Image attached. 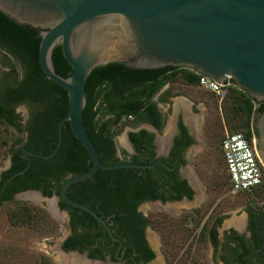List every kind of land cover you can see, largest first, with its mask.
<instances>
[{
    "label": "trees",
    "instance_id": "trees-1",
    "mask_svg": "<svg viewBox=\"0 0 264 264\" xmlns=\"http://www.w3.org/2000/svg\"><path fill=\"white\" fill-rule=\"evenodd\" d=\"M40 39L37 29L16 22L0 10V49L9 58L17 60L22 69L20 75L19 67L11 63L10 69L5 72L1 84L3 98H0V123L14 127L21 134H28L26 142L24 136H17L14 146L10 149L11 166L0 176V205L16 192L27 189L40 190L46 196H60V188L67 178L86 172L92 166L87 150L73 134L68 121L63 125L62 143L52 157L44 158L33 154L22 156L25 154L20 148L22 145L35 153L52 152L57 141L58 123L68 109L67 91L48 79L39 64ZM52 57L55 71L63 77H68L72 73V67L60 46L54 48ZM199 78L200 74L192 69L171 65L138 69L130 68L121 62H112L95 67L85 83L88 104L83 112V122L101 161L107 164L121 162L113 155L112 136L124 126L141 122H150L159 128L164 126L165 114L154 97L166 84L172 86L173 83L182 81L188 86L200 87ZM176 92L178 94V91ZM210 97L214 98L216 108L213 113L216 124L211 125V136L212 140L219 144L220 160L226 172V180H219L217 175L214 186L226 184L231 188L221 148V141L225 136L224 126L218 125V121L225 122L228 132L243 131L248 138H252L258 133L253 124L257 115L264 109V101L257 103L236 85L228 87L221 102L219 96L212 91ZM24 102L37 106L27 128L14 110L16 105ZM145 132L141 131L142 134ZM138 134L131 132L130 137L136 149L142 152L143 142ZM145 146L152 150L151 146ZM125 155L130 157V161L142 162L139 154L125 152ZM26 166L28 167L24 172L14 175ZM153 171V168L134 167L99 169L91 178L70 185L67 193L72 199L93 208L99 214H136L137 205L147 199H179L185 192L191 196L186 181L178 180L173 172L164 170L157 179ZM159 180L163 181L158 183ZM79 185L82 186L81 193L71 192L72 188ZM244 193H253L251 202L256 203L248 209L255 247L251 252H240L239 261L240 264H264V182ZM61 207L73 212L82 211L64 200L61 201ZM9 212L22 214L20 217L12 216L15 226L28 222L29 227L38 228L40 232L44 227L55 229L49 213L37 205L16 202ZM135 218L141 219L137 214ZM211 218L212 215L198 234L197 242L203 239L205 231H209ZM43 221L45 225L35 224ZM201 222L202 219H198L196 227L200 226Z\"/></svg>",
    "mask_w": 264,
    "mask_h": 264
},
{
    "label": "water",
    "instance_id": "water-1",
    "mask_svg": "<svg viewBox=\"0 0 264 264\" xmlns=\"http://www.w3.org/2000/svg\"><path fill=\"white\" fill-rule=\"evenodd\" d=\"M0 10L39 31V64L46 77L68 94V109L58 123L52 152L30 153L52 157L68 121L92 166L67 178L60 188L61 198L96 217L107 229L95 210L68 196V187L91 178L99 169L153 165L101 161L83 122L88 104L85 83L95 67L121 62L138 69L188 68L219 82H233L257 103L264 101V0H0ZM56 46L72 67L68 77L55 71L52 55ZM253 125L258 131L256 149L264 164V109ZM10 164L9 158L8 167ZM31 191L47 200L58 197L37 189L16 196Z\"/></svg>",
    "mask_w": 264,
    "mask_h": 264
},
{
    "label": "flooded vegetation",
    "instance_id": "flooded-vegetation-1",
    "mask_svg": "<svg viewBox=\"0 0 264 264\" xmlns=\"http://www.w3.org/2000/svg\"><path fill=\"white\" fill-rule=\"evenodd\" d=\"M158 94V99H155L156 96L154 97V100L157 102L158 106L159 102H164L171 107L169 103L171 102L172 98L177 95V92L171 90V84L168 83V85L166 84ZM197 109L198 108L196 107V105L193 104V110L197 111ZM188 117L190 118L191 116L187 115L185 117L182 112H179L172 123V130L170 134L164 137H160L156 133L157 130L162 129L164 126L162 128H159L150 122H144L150 125L152 129L141 127L137 130H129L126 134L124 145L122 143L120 144L117 140L118 132H116L112 136V140L114 145L113 155L115 158H118L119 161H130V157H127L125 155V152L129 154H139L141 155L140 157L142 162L138 163L153 165L152 167L143 168H153V174L155 178L159 179L161 172H164V170H169L170 172H173L176 177H178V180H185L187 187L191 192V196H188V194L185 192L179 199L163 200L161 198H157L153 200L147 199L141 201L136 208V214L140 216V220H137L135 218L136 214L132 213L99 214L95 210L105 220L109 228L107 229L101 221L82 209H80L82 211L73 212L67 208H62L61 201L63 199L60 195L57 197V200L55 202L58 211H52L51 213H49V216L53 220V224L55 225V232L57 231L58 233H55V235L52 234L51 236H43L41 239H43L44 241H48V243H50L49 245H51V243L57 239V254H61V256L70 255L75 257V259H70L67 261L58 258H41L38 260H30L29 254L25 253V259L18 261V263H184L182 260L178 261V259L171 260L170 254L167 252V250H169L170 248L175 249L174 246L176 244L174 243L175 241H173V238H176L177 234L174 233L180 232L177 230H181L183 231V234L186 233L185 237L187 238V230L189 229V227H193V229L195 227L197 228V234L194 233L193 235H197L198 238V234H200L203 226L207 222V219L212 215V220L210 221L208 226L209 231L207 230L208 232L205 231L203 233V239L201 241L210 246L212 258L215 262H221L222 264H240V252L245 250L251 252L255 247L254 236L251 230V217L248 210L247 221L245 222V225L242 229H238L237 227L232 226L230 228L224 229L221 236L218 229L220 228V226H222L224 216L222 213H217V215H214L215 207L211 211H209L207 217L202 220L200 226L196 227V222L198 219H200V216L203 213L200 208H202L203 203L208 200V196L205 197L201 194L203 183L201 177H199V173H196L197 154L203 152L206 148L203 151L199 149L195 153V156H191L192 149L202 142V137L204 136V123L202 117V121L197 128L193 123L194 120L190 121L188 120ZM194 117L198 118L201 117V115ZM165 124L166 120L164 119V125ZM143 130H145L146 132L142 134L141 131ZM131 132L139 133L138 135L141 137L143 142L142 152L136 149L135 144L130 137ZM254 136L256 137V135ZM24 142H26V139L24 140ZM145 145L151 146L152 150L148 149ZM20 148L25 152V154H22L23 157H27V155L31 154L30 152H32L24 145L20 146ZM10 159L12 163V156L10 157ZM162 168H164V170H162ZM161 181L163 180H159L157 182L160 183ZM81 191L82 186L80 185L75 186L71 190V192L77 194L81 193ZM19 192H16L11 196V198L3 201V203H5L6 201H11V199L15 198V195ZM159 192L162 194V190H160ZM196 196L197 203H199L201 207L194 208L192 210L190 208L189 211L184 210L181 213L175 214L177 217L169 216L167 215V213L162 211H156L154 212L153 216H150L149 214H144L139 209V206L144 202H160L161 204H165L167 202H175L181 200L190 201ZM21 215L22 214L20 213L15 214L7 212L6 218L9 224L15 227V222L12 220V216L20 217ZM219 218H221L220 221L218 220ZM43 222H35V224L45 225V221ZM24 224L28 226L26 229L31 230V227H29L30 223L25 222ZM24 224H21V226H23ZM175 226H178L179 228H177L176 231H171V229ZM7 231L12 232V229L9 228L7 229ZM149 231L153 233V241L149 238ZM1 232L2 231L0 230V240L2 235ZM197 238L194 246L198 244ZM18 241L23 242L24 245V243L28 241V239L26 240L25 236L22 240L18 239ZM19 247L20 245H16V248L18 250L21 249ZM185 247L184 249H186ZM10 248L13 247H9V249ZM158 251L162 253V259L160 260H157ZM10 253L11 252L9 251V254ZM248 255H246V258L248 257ZM10 261L12 260H9L8 263L0 264H11Z\"/></svg>",
    "mask_w": 264,
    "mask_h": 264
},
{
    "label": "rangeland",
    "instance_id": "rangeland-1",
    "mask_svg": "<svg viewBox=\"0 0 264 264\" xmlns=\"http://www.w3.org/2000/svg\"><path fill=\"white\" fill-rule=\"evenodd\" d=\"M11 63H15L19 67V74L22 75V69L18 61L9 58L7 54L0 49V98H3L1 84L3 83L5 72L10 69L9 65ZM171 89L173 91H178V94L174 96L169 103L171 107L167 103L159 102L160 109L165 114L166 124L162 129L157 130L156 133L160 137H164L170 134L172 130V123L179 112H182L185 117L187 115L191 117L201 115V118L203 117L204 136L202 137L203 139L201 144L198 145H200L201 151H203L205 148L206 149L203 152L197 154L198 172L196 171V173H199V177H201L203 183V185L201 184V194L205 197L208 196V200L203 203L202 208H200V204L197 203V196L190 201L181 200L175 202H167L165 204H161L160 202H144L139 206L140 211L146 215L149 214L150 216H153L154 212L156 211H162L167 213V215L169 216L177 217L175 214L181 213L184 210L189 211L190 208L191 210L194 208H200L203 211L200 218L204 220L207 217L209 211H211L215 207L214 215H217V213H222L224 216L222 226H220V228L218 229L220 236L224 229L230 228L232 226H235L238 229H242L245 225V222L247 221V210L254 204L256 205V203H252L253 201L251 202L252 197H254L253 193H235L226 184L221 185L220 187H218L217 185L214 186V183L217 182V175L219 180H226V177L224 176L226 172L224 166L222 167V160H220L221 155L219 152V144L213 141L211 136V125L216 124L213 120V113L216 110L214 102V98H216V96H214V98H211L210 91L208 89L201 86L191 87L186 85L182 81L173 83ZM158 95H156L155 99H158ZM218 99L219 102H221V99L219 97ZM193 104H195L198 108L197 111L193 110ZM36 107V105H31L25 102L14 107L15 113L18 115L19 120L26 128L30 124L32 113ZM218 123V125L221 124L224 126L225 133L229 130L224 121H218ZM141 127L151 128L150 125L144 122L136 125L124 126L118 131V142L124 145L127 132L129 130H137ZM218 128H220V126H218ZM19 135L24 136V138L26 139L28 134L27 132L21 134L14 127L9 126L5 123H0V176L2 172L8 168L9 158L11 157L10 149L12 146H14V141ZM122 140L124 142H122ZM31 194H34V197L36 195L38 197L36 196L35 199H33L32 197L28 196ZM22 196L17 197L15 195V198L11 199V201H6L5 203H2L0 205V230L2 231L0 240V263H8L9 260H12L10 261L11 264H26L18 263V261L25 259V253L29 254L30 260H38L41 258L57 259V239L54 240L51 245H49L50 243H48V241H44L43 239H41L43 236H51L52 234L55 235V233H58L57 231L55 232L56 229H49L47 227H44L43 231L40 232L38 228H31V230H28L26 229L28 226L24 225L13 227L9 224L6 218L7 212H9L10 209L14 207V203L16 202H25L27 204L37 205L39 207H42L48 213H51L52 211H58V208L55 204L57 197L52 196L49 197V200H47L48 197H41L39 194H36L33 191L28 193L26 192ZM50 203H53L54 207ZM237 222H240V224H237ZM9 228L12 229V232L7 231V229ZM177 228L179 227L175 226L171 229V231H176ZM177 231L180 232L174 233L177 234L176 238L173 235V241H175L174 243L176 244L174 246L175 249L170 248L169 250H167V252L170 254L171 260L178 259V261L182 260L184 263L175 264H222L221 262H215L213 260L211 248L208 244L206 245V243L200 241L198 242V244H196V246H194L196 243L197 235L194 236L193 234H197L196 229H193V227H189V229L187 230V238L185 237L186 233L183 234V231L181 230ZM152 235L153 233L149 231V238L153 241ZM25 236L26 240L28 239V241L24 243L26 248L24 247L23 242L18 241V239L22 240ZM16 245H20L19 248L21 249L18 250L16 248ZM9 247L13 248L9 249ZM184 247L186 249H184ZM9 251L11 252L10 254ZM158 259H162V253L160 251H158L157 254V260Z\"/></svg>",
    "mask_w": 264,
    "mask_h": 264
},
{
    "label": "built area",
    "instance_id": "built-area-1",
    "mask_svg": "<svg viewBox=\"0 0 264 264\" xmlns=\"http://www.w3.org/2000/svg\"><path fill=\"white\" fill-rule=\"evenodd\" d=\"M231 85L234 83L219 82L200 74L199 86L216 93L221 100ZM221 148L233 192L251 191L264 182V164L257 152L254 136L248 138L243 131H227L221 141Z\"/></svg>",
    "mask_w": 264,
    "mask_h": 264
},
{
    "label": "bare ground",
    "instance_id": "bare-ground-1",
    "mask_svg": "<svg viewBox=\"0 0 264 264\" xmlns=\"http://www.w3.org/2000/svg\"><path fill=\"white\" fill-rule=\"evenodd\" d=\"M188 120H194V124H195V126L198 128L199 127V125H200V122H201V120H202V118L201 117H188ZM194 126V127H195ZM193 127V126H192ZM123 141V140H122ZM200 149V146L199 145H197V146H195L193 149H192V151H191V156L193 157V156H195V153L198 151ZM29 197H32L33 199H35V197L37 196H35L34 197V194L32 195H28ZM38 197V196H37ZM53 207H54V205H53V203H50ZM237 224H240V222H237ZM58 258L59 259H63L64 261H67V260H70V259H75V257H73V256H70V255H63V256H61V254L60 255H58ZM65 264V263H64ZM67 264V263H66ZM68 264H88V263H68Z\"/></svg>",
    "mask_w": 264,
    "mask_h": 264
}]
</instances>
